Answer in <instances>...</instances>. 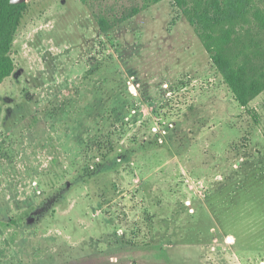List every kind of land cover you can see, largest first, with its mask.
I'll list each match as a JSON object with an SVG mask.
<instances>
[{
  "label": "rangeland",
  "instance_id": "rangeland-1",
  "mask_svg": "<svg viewBox=\"0 0 264 264\" xmlns=\"http://www.w3.org/2000/svg\"><path fill=\"white\" fill-rule=\"evenodd\" d=\"M88 1L27 0L0 86V264H264V93L239 106L170 0ZM92 137L115 151L84 181Z\"/></svg>",
  "mask_w": 264,
  "mask_h": 264
},
{
  "label": "trees",
  "instance_id": "trees-1",
  "mask_svg": "<svg viewBox=\"0 0 264 264\" xmlns=\"http://www.w3.org/2000/svg\"><path fill=\"white\" fill-rule=\"evenodd\" d=\"M31 0H28V2ZM88 5V0H81ZM163 0H143L156 4ZM187 19L213 66L223 77L235 101L242 108L264 93V0H170ZM11 4L0 0V86L16 69L12 48L17 31L28 12L29 3ZM123 21L140 12L134 8ZM101 33L113 26L104 16H96ZM89 139L98 159L80 171L81 179L93 177L114 153L112 142ZM158 144V141L155 140ZM152 145V143H149ZM1 233V228H0Z\"/></svg>",
  "mask_w": 264,
  "mask_h": 264
},
{
  "label": "water",
  "instance_id": "water-1",
  "mask_svg": "<svg viewBox=\"0 0 264 264\" xmlns=\"http://www.w3.org/2000/svg\"><path fill=\"white\" fill-rule=\"evenodd\" d=\"M11 4H22L27 2V0H10Z\"/></svg>",
  "mask_w": 264,
  "mask_h": 264
}]
</instances>
